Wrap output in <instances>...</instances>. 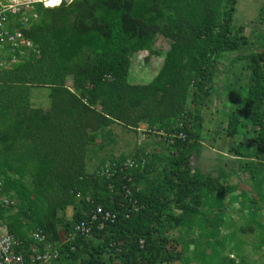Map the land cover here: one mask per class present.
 Masks as SVG:
<instances>
[{
  "label": "trees",
  "instance_id": "obj_1",
  "mask_svg": "<svg viewBox=\"0 0 264 264\" xmlns=\"http://www.w3.org/2000/svg\"><path fill=\"white\" fill-rule=\"evenodd\" d=\"M238 3L32 6L21 31L30 48L10 67L0 66V196L14 202L0 206V221L21 243L18 251L27 255L32 234L41 231L57 247L52 264H264V33L244 35L235 21ZM141 53L145 63L150 57L161 63L137 84L132 62ZM226 58L225 75L235 78L229 90L243 76L246 88L224 133L234 139L250 127L253 135L241 136L242 144H253L250 153L233 142L229 148L240 160L248 189L241 191L228 181L235 171L214 176L193 165L201 154V111ZM40 88L48 90L46 111L30 102ZM113 126L132 135L144 126L146 138L129 155L97 157L89 171L96 143L98 152L115 145ZM172 134L185 138L169 144L164 137ZM129 158H144V167L124 169ZM107 169L111 177L99 175ZM95 206L115 214L114 223L99 230L94 221L89 236L69 239L76 225L91 221Z\"/></svg>",
  "mask_w": 264,
  "mask_h": 264
},
{
  "label": "rangeland",
  "instance_id": "obj_2",
  "mask_svg": "<svg viewBox=\"0 0 264 264\" xmlns=\"http://www.w3.org/2000/svg\"><path fill=\"white\" fill-rule=\"evenodd\" d=\"M63 2L66 3V0H63ZM262 9H264V0H239L235 21L237 25L245 27L244 35H246L249 39L251 38L253 31L259 34L264 33V11H262ZM159 41L160 44H162V47L165 46L166 42L163 39L159 38ZM146 57H148L146 53H141L135 58V60H133L131 73L132 77L135 79L134 82H131L144 84L143 81L150 80L158 70L161 60L159 58L150 57L147 64L145 63ZM233 57H235V55H232L228 59L231 60ZM228 59H223L221 63L218 64L216 71L217 78L213 83V93H211L207 98L201 111V154L197 159H193V165L200 168L203 174L211 173L214 174V176H216L219 169L226 171V173L235 171L237 174L231 176L228 181L230 185H236L241 191L248 189L245 184V178L238 172V164L240 160L229 153V148L233 142L234 144L237 143V145H239L241 153H250L253 148V144L251 142H245L242 144L244 140L241 136L246 135L247 141H250L253 139V135L251 134L252 130L250 127L247 128V132L244 130L240 131V136L234 139L227 138L224 133L226 128V118L228 115L232 111L233 113L239 115V109L242 107V100L245 94L244 89L246 88V76H243L242 80H244L239 84L237 90L231 91L227 87V85L232 84L235 81V78L230 73L225 75V72L228 69ZM237 70L238 69L236 68L235 73L239 72ZM144 76L145 78L143 79ZM230 92H233V94L231 93L230 95ZM31 93L33 98L42 95V98H40L41 101L37 107H42L45 104L46 106L49 105L47 89H33ZM35 105H37V103ZM140 130L143 133L146 131V128L141 126ZM111 131L112 140L115 142V145L104 149L103 152H107L106 154L98 152L97 145L99 142L98 144L96 143V149H93L95 156L93 161L88 164L89 171H92L95 165L98 164L99 159L97 157L106 158L108 154H112L114 157H118L120 154L129 155L133 152L136 144H141L139 133H137L138 135H132L121 131V129L117 126H113ZM260 193L261 195H264V184L260 188ZM253 200H258V197L253 198ZM261 213L260 218L264 220V212ZM71 215L72 210L68 209L66 211L67 220L71 218ZM233 216L235 217L236 214L234 213Z\"/></svg>",
  "mask_w": 264,
  "mask_h": 264
},
{
  "label": "built area",
  "instance_id": "obj_3",
  "mask_svg": "<svg viewBox=\"0 0 264 264\" xmlns=\"http://www.w3.org/2000/svg\"><path fill=\"white\" fill-rule=\"evenodd\" d=\"M72 0H66L67 3ZM40 3L43 7V0H0V66L10 67L18 62V56L23 55V51L30 48L31 44L27 41L21 31H25L29 25V16L34 4ZM10 57V61H7ZM6 59V60H5ZM140 141L145 140L142 131L139 129ZM182 134L166 135L164 140L172 144L174 139H184ZM145 159L141 158L139 162L134 158H129L124 163V169L132 170L139 166L142 169L145 165ZM137 162V163H136ZM123 171L120 169V172ZM100 176L111 177L109 170H101ZM3 182L0 180V191ZM125 196L132 195L131 190L125 188ZM91 202L90 198L86 199ZM14 205V202L5 196H0V206L7 208ZM135 205V203H134ZM135 208V207H134ZM91 221L80 223L73 229L69 239L75 236L87 237L92 230V223L97 221V229H103L105 223L113 224L116 220L115 214L104 211L101 206H95L91 211ZM34 245L29 246L28 254L24 255L18 249L21 248L19 243L11 234H9L0 221V264H52L58 258L57 247L49 244L41 231L32 234ZM142 243V242H141ZM41 248V249H40Z\"/></svg>",
  "mask_w": 264,
  "mask_h": 264
},
{
  "label": "crops",
  "instance_id": "obj_4",
  "mask_svg": "<svg viewBox=\"0 0 264 264\" xmlns=\"http://www.w3.org/2000/svg\"><path fill=\"white\" fill-rule=\"evenodd\" d=\"M40 98H42V95L33 98L32 93H31V100H30V102H31L33 108H35V107H37L39 105V103L41 101ZM36 103H37V105H35ZM49 106H50V103H49L48 106H46V104L44 106H42V107L39 106V109H42V110L46 111V110L49 109Z\"/></svg>",
  "mask_w": 264,
  "mask_h": 264
},
{
  "label": "clouds",
  "instance_id": "obj_5",
  "mask_svg": "<svg viewBox=\"0 0 264 264\" xmlns=\"http://www.w3.org/2000/svg\"><path fill=\"white\" fill-rule=\"evenodd\" d=\"M62 2L63 0H43L44 6H45L44 8H55L59 6Z\"/></svg>",
  "mask_w": 264,
  "mask_h": 264
}]
</instances>
